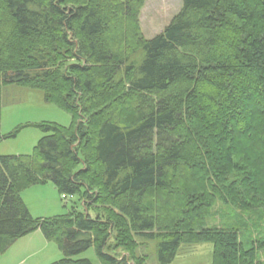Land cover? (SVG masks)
I'll return each instance as SVG.
<instances>
[{"label":"trees","instance_id":"1","mask_svg":"<svg viewBox=\"0 0 264 264\" xmlns=\"http://www.w3.org/2000/svg\"><path fill=\"white\" fill-rule=\"evenodd\" d=\"M144 2L0 0V117L14 84L74 118L41 123L31 154L0 156V255L40 230L63 252L51 264H95L76 258L91 247L98 264H146L148 245L168 264L201 242L212 264H264V151L238 147L264 149V0H182L151 38ZM47 182L81 206L33 217L21 192ZM217 203L230 210L208 225Z\"/></svg>","mask_w":264,"mask_h":264},{"label":"rangeland","instance_id":"2","mask_svg":"<svg viewBox=\"0 0 264 264\" xmlns=\"http://www.w3.org/2000/svg\"><path fill=\"white\" fill-rule=\"evenodd\" d=\"M181 7L182 0H145L139 15V24L143 35L151 38L159 34L172 17L180 11ZM105 39L112 48L117 49L118 36L113 28L105 32ZM36 44L37 40L27 42L28 46ZM57 88L61 91L63 85L59 84ZM116 96L108 104L115 105L118 99ZM88 104L94 105L92 102ZM122 105L125 107L126 102H123ZM99 107H103V105ZM89 116L90 114H84L82 118ZM100 119L101 117L96 118L94 125ZM0 122V135H8L0 142V156L28 155L33 152L34 146L46 134L39 128L41 123L55 122L68 126L72 125L74 118L71 113L62 109L56 102H47L42 90L28 88L25 85L7 84L4 86L3 91ZM240 144L238 147L246 153L243 157L246 160L251 156H255V154H262L264 151V149L253 143L247 144L240 140ZM256 163L258 164V160ZM96 166L99 168L98 165ZM21 196L33 217L50 218L66 214L75 202L81 206L77 196L63 199V195H60L52 182L33 185L23 190ZM175 203L181 205L177 201ZM167 204H169L168 199L164 197L161 201V212L172 217L169 214ZM229 210L228 206L217 203L211 215L207 218V224L220 225L222 223V213ZM175 222L176 219H174ZM141 248L138 253L145 251L146 264H158L156 263V257L152 256L150 252V250H153V246L148 245L145 250ZM114 252H121L122 255L125 253V255L130 256L129 253L120 249ZM212 252V244L208 242L183 244L174 260L168 264H212ZM61 258H63V252L58 245L53 241H47L41 231H36V233L32 232L19 238L17 242L1 254L0 264H51ZM76 258H89L95 264H98L93 247L80 253Z\"/></svg>","mask_w":264,"mask_h":264},{"label":"crops","instance_id":"3","mask_svg":"<svg viewBox=\"0 0 264 264\" xmlns=\"http://www.w3.org/2000/svg\"><path fill=\"white\" fill-rule=\"evenodd\" d=\"M37 231H40V230H37ZM34 233H36V231H35ZM41 233H42V232H41ZM30 234H31V233H30ZM28 235H29V234H28ZM26 236H27V235H26ZM24 237H25V236H24ZM44 238H45V237H44ZM46 240H47V239H46ZM17 241H18V240H17ZM17 241H16V242H17ZM47 241H48V240H47Z\"/></svg>","mask_w":264,"mask_h":264}]
</instances>
